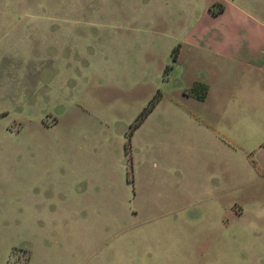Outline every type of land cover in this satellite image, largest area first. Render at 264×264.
I'll use <instances>...</instances> for the list:
<instances>
[{
	"label": "rangeland",
	"instance_id": "rangeland-1",
	"mask_svg": "<svg viewBox=\"0 0 264 264\" xmlns=\"http://www.w3.org/2000/svg\"><path fill=\"white\" fill-rule=\"evenodd\" d=\"M82 1L0 0V170L25 166L29 186L45 187L25 220L1 217L0 264H264V106L249 110L250 119L238 107L221 110L231 120L212 118L204 104L188 108L190 118L180 113L168 105L177 77L163 75L170 61L148 21L153 1L90 0L96 8L86 23L58 40L50 8ZM156 93L160 103L122 150L129 125ZM116 139L131 167L150 145L172 143L187 171L184 230L174 220L139 222L119 207V248H102L97 214L89 226L68 218L69 163L85 165L84 153ZM209 183L220 202L196 188ZM8 185L0 179V213H19L8 207ZM52 201L62 208L58 218L43 215Z\"/></svg>",
	"mask_w": 264,
	"mask_h": 264
},
{
	"label": "crops",
	"instance_id": "crops-1",
	"mask_svg": "<svg viewBox=\"0 0 264 264\" xmlns=\"http://www.w3.org/2000/svg\"><path fill=\"white\" fill-rule=\"evenodd\" d=\"M152 1L148 6L151 11L148 21L159 36L161 47L166 50L163 58L167 56L170 61L171 49L177 46L176 59L166 72L168 76L177 77L173 99L168 105L175 106L180 113L185 114L188 108L204 104L211 109L212 118L230 120L232 116L221 110L242 108L245 110L243 114L250 119L252 112L249 110L262 109L264 0ZM15 7L28 9L25 6ZM95 8L96 5H91L90 0H84L82 4L77 2L53 6L50 9L54 15L48 18L54 21L51 31L57 34L58 40H71L75 24L86 23L88 13L94 12L92 10ZM66 49L67 52L71 51L70 46ZM159 62L161 69L165 61ZM195 82L206 86L200 99L187 92ZM159 100L160 97L153 108L160 103ZM208 120L205 118L207 129L211 131ZM151 136L157 138L154 133ZM172 147V143L166 141L160 147L150 145L141 159H133L131 167L130 156L129 163H125L121 150L119 157V139H116L115 143L104 145V149L101 148L99 152L84 153L85 165L76 167L77 161H71L67 185L68 218L82 220L85 226H89L93 214H97L103 222L100 232L102 248H119V207L139 222L174 220L180 222L176 228L184 230L182 221L186 220L183 210L188 199L187 171L185 166L176 164ZM21 152L27 154L28 151L24 148ZM30 174H35V180L40 178L35 172L30 171ZM1 178L9 183L4 192L8 207L18 206L19 213H0V219L25 220L29 206L34 208L42 204L41 195L45 187L38 181L29 186L27 167L9 169L6 175L0 170ZM196 188L206 191L211 201L220 202L214 184ZM201 202L196 200V203ZM53 204V201L48 202L43 215L57 218L61 215L62 208L57 202ZM32 210L35 217L41 214L37 208ZM239 215L237 212L236 216ZM162 229L171 231L166 224ZM78 237L86 247V234H78Z\"/></svg>",
	"mask_w": 264,
	"mask_h": 264
},
{
	"label": "trees",
	"instance_id": "trees-1",
	"mask_svg": "<svg viewBox=\"0 0 264 264\" xmlns=\"http://www.w3.org/2000/svg\"><path fill=\"white\" fill-rule=\"evenodd\" d=\"M177 55V46H174L170 53V65L174 60L176 59ZM170 65H166L163 69V75L166 74L167 70L169 69ZM206 91V86L203 83L195 82L192 84V86L188 89V93L194 95L196 98L200 99L203 97L204 93ZM158 100V94L156 93L151 97V99L148 101L146 106L142 108V110L138 113L136 118L133 120V122L129 125V133L126 138V142L123 145L124 151L128 150L129 147V137L131 130L134 129L141 121L142 119L147 115V113L153 108L156 101ZM127 154V153H125ZM129 163V159H127Z\"/></svg>",
	"mask_w": 264,
	"mask_h": 264
}]
</instances>
